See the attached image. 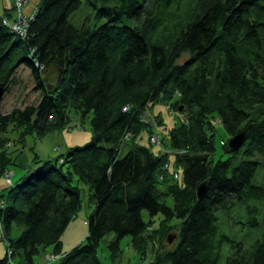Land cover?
<instances>
[{
	"label": "trees",
	"instance_id": "obj_1",
	"mask_svg": "<svg viewBox=\"0 0 264 264\" xmlns=\"http://www.w3.org/2000/svg\"><path fill=\"white\" fill-rule=\"evenodd\" d=\"M83 4L94 21L75 25L70 18ZM3 20V95L25 66L39 100L0 113V177L14 164L8 131H18L23 143L80 116L90 119L93 136L56 160H37L2 188L0 264L15 256L33 264L40 253L60 256L57 264H102L97 249L108 234L113 260L127 236L141 258L151 252L148 264H217L226 245L224 264H264V181H254L264 165L256 160L264 158V0H41L25 38ZM51 66L61 70L53 84L45 75ZM157 103H169L183 118L154 152L136 138L144 131L152 145L143 115ZM215 120L228 138L248 128L242 147L229 152L223 142L229 156L216 162ZM75 180L88 187L92 211L85 242L63 252L61 237L81 206ZM244 203L256 236L249 246L220 226V217L230 219ZM15 227L20 233L12 238Z\"/></svg>",
	"mask_w": 264,
	"mask_h": 264
},
{
	"label": "rangeland",
	"instance_id": "obj_2",
	"mask_svg": "<svg viewBox=\"0 0 264 264\" xmlns=\"http://www.w3.org/2000/svg\"><path fill=\"white\" fill-rule=\"evenodd\" d=\"M27 3L28 0L26 4ZM92 13V10L83 4L78 11L73 13L70 21L75 25L82 24L87 18H90L91 21H94V19H92ZM15 78L17 84L9 93L2 95L0 100L1 114H7L13 109H23L26 106L34 105L39 100V93L35 91L34 80L30 70L27 67H19L16 71ZM167 104L169 103H157L152 108H148L143 115L145 124H147V126L153 132L150 134L156 138H166L168 131L174 125L179 124L183 118V116L181 117V115L176 113L173 109L170 108L171 110H168ZM89 120L90 119L88 117L83 119L80 116H76L64 128L50 132L41 138H38L34 134L26 135L24 137L23 143L19 141L20 134L18 131H8L6 134V137L9 139L7 150L10 153V156L13 158L14 164L9 165L8 167L10 173H3V175L0 177V191L2 188L15 183L20 177L26 174L27 170L30 171L36 168V166L40 164L35 163L37 160H56L59 156L66 155L70 149L85 146L87 143H89L93 136L90 129ZM213 124L215 126V150L212 154V160L216 162L219 160H225L229 156L228 154L224 153L221 145L230 138H228L223 125L220 124L218 120L213 121ZM149 141H151V139H149ZM164 141L167 143L166 139ZM136 143L139 145L142 144L150 146L154 152L160 151V147L157 145H149L148 134L144 131L137 136ZM129 144L130 142L127 143V145ZM126 147L127 146H125L122 150L121 155H124L127 152ZM163 150L170 153V158L172 160L173 156L171 151L167 149L166 146H163ZM256 160L261 163L264 162L263 157H259ZM237 162L238 160L234 161V163ZM176 170L181 177L182 170L180 168H176ZM261 179L264 181V165H260L254 181L258 183ZM74 184L80 189L81 206L75 213V216L72 218L61 237L62 249L65 250V252L70 251L75 246L85 242L87 231L86 219L92 211V206L89 202L88 187L77 182L76 180L74 181ZM170 202V199H168V203ZM242 206H247V203L231 209L229 214V216H231L230 219L226 218L225 216L220 217V226L226 235L231 237L233 235L237 236L238 238L241 237L243 240H245V243H247L246 246H249L251 241H253L256 236L253 228L245 223V217H243L242 214ZM143 218L146 221L148 220L147 213L143 212ZM153 219V228H158L157 225L159 222V216H156ZM19 233L20 230L15 227L13 228L11 237L15 238L19 235ZM112 238V234L106 235L101 240L97 249V256L102 264H148L150 262L152 257L151 252L148 251L147 256L145 258H141V256L132 247L131 238L127 236L120 240V248L122 253H120L119 256L113 260L106 246ZM5 253L6 243L3 240H0V259L5 256ZM46 253H52V249H47ZM228 253V247L226 245L221 251V258L217 264H224L225 257ZM46 257L51 258V254H48L44 257V254L40 253L34 257L33 264H57L58 260H56V258H53L52 260L54 261H51ZM19 261L20 258L15 256L9 261V264H19Z\"/></svg>",
	"mask_w": 264,
	"mask_h": 264
},
{
	"label": "built area",
	"instance_id": "obj_3",
	"mask_svg": "<svg viewBox=\"0 0 264 264\" xmlns=\"http://www.w3.org/2000/svg\"><path fill=\"white\" fill-rule=\"evenodd\" d=\"M26 2H27V0H14L15 18L12 21H9L5 18L3 20V24L9 29V31H11L12 33H15L16 35L20 36L21 38H25V36L27 34V28H28L29 22L33 19V16H34V14L31 16H25L23 14V8L26 5ZM123 110L126 111L127 107H124ZM168 110H169V107H168ZM130 136H131L130 134H126L125 140L127 141L130 138ZM150 139H151V141H150L151 144L159 146V138L158 137L156 138L155 136L151 135ZM165 167H167V166H165ZM174 177L177 178L176 175H174ZM53 258H56V260H58L60 258V256L54 257L51 254V258H47V259L54 261V260H52Z\"/></svg>",
	"mask_w": 264,
	"mask_h": 264
},
{
	"label": "water",
	"instance_id": "obj_4",
	"mask_svg": "<svg viewBox=\"0 0 264 264\" xmlns=\"http://www.w3.org/2000/svg\"><path fill=\"white\" fill-rule=\"evenodd\" d=\"M60 74H61V70L56 66H51L49 70L45 73L46 79L48 83L50 84L55 83L59 79ZM2 95H3V89L0 86V100L2 98ZM247 131H248V128L230 137V139L227 142V145L229 147V152L237 151L239 148L242 147L243 143L247 139ZM205 191H206V188L204 184L198 187L197 189L198 199H200L204 195Z\"/></svg>",
	"mask_w": 264,
	"mask_h": 264
},
{
	"label": "crops",
	"instance_id": "obj_5",
	"mask_svg": "<svg viewBox=\"0 0 264 264\" xmlns=\"http://www.w3.org/2000/svg\"><path fill=\"white\" fill-rule=\"evenodd\" d=\"M40 1L41 0H28V3L23 8V14L25 16L33 15ZM0 16H3L9 21L15 18L14 0H0ZM62 251L65 252L63 249Z\"/></svg>",
	"mask_w": 264,
	"mask_h": 264
}]
</instances>
